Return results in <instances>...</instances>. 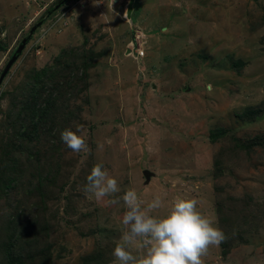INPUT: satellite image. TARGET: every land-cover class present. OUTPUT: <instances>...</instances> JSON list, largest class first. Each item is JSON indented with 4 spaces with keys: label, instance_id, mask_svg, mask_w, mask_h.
<instances>
[{
    "label": "rangeland",
    "instance_id": "rangeland-1",
    "mask_svg": "<svg viewBox=\"0 0 264 264\" xmlns=\"http://www.w3.org/2000/svg\"><path fill=\"white\" fill-rule=\"evenodd\" d=\"M123 2L0 0V76L28 38L0 79V264L10 246L39 264H116L126 209L84 193L97 163L115 198L158 195L160 214L197 198L228 237L204 264H264V143L239 145L264 141V0H137L130 18ZM77 126L79 153L61 140Z\"/></svg>",
    "mask_w": 264,
    "mask_h": 264
},
{
    "label": "clouds",
    "instance_id": "clouds-1",
    "mask_svg": "<svg viewBox=\"0 0 264 264\" xmlns=\"http://www.w3.org/2000/svg\"><path fill=\"white\" fill-rule=\"evenodd\" d=\"M139 50H145L136 48V55L143 57ZM208 87L211 91V85ZM61 140L74 152L87 151L86 132L80 126L65 128ZM102 148L103 144L98 143V149ZM120 190L118 179L109 174L103 163L93 166L83 189L98 202L105 197H113L109 204L123 201L126 210L121 220L122 235L112 253L116 264H204L202 258L209 248L218 247L228 238L218 218L203 212L194 196H178L160 214L164 207L160 196L145 205L135 188L115 198Z\"/></svg>",
    "mask_w": 264,
    "mask_h": 264
},
{
    "label": "trees",
    "instance_id": "trees-1",
    "mask_svg": "<svg viewBox=\"0 0 264 264\" xmlns=\"http://www.w3.org/2000/svg\"><path fill=\"white\" fill-rule=\"evenodd\" d=\"M60 2V0H58ZM135 3V2H134ZM57 5V3L55 4ZM54 8V5H52L50 8H48V11L47 13L51 12L52 9ZM22 42V40L20 41V43ZM27 44V43H26ZM19 46V45H18ZM26 47V45H25ZM15 53V52H14ZM19 53H17L18 55ZM62 57V55H61ZM45 69L41 70V71H38L36 72V74H38L39 72H42L44 71ZM43 73V72H42ZM46 107V106H45ZM43 110V109H41ZM40 110V111H41ZM248 113V112H246ZM42 118V116H41ZM27 124V123H26ZM25 127H20L19 130H16L15 131V137H20L22 140H24L27 136L31 135V136H35V129H31V133H28L25 129ZM225 132L224 129H218L217 131H213L212 132V135H211V138L214 139L216 138L217 135H222L223 133ZM37 139V138H36ZM264 143V141H261L259 138H255L254 141L252 142H247V143H242V144H239L242 148H246V149H251L254 145H262ZM253 144V145H252ZM15 148H18V145L15 144ZM11 160V159H10ZM18 162V161H17ZM19 163V162H18ZM3 171H6V169H2ZM11 179L8 180V182L10 181ZM0 182L2 183L3 186H6L5 182H6V178H2L0 177ZM2 191V190H1ZM16 232V230H15ZM29 234V232L27 230H24L22 232H20L19 234H14L13 232L9 233L8 235V240L12 239V238H15V237H18V236H21V235H27ZM20 239V237L18 238ZM27 239H23L21 241V243H19L21 245V247H25L26 246V241ZM16 250L15 248H13V246H10L8 247L6 250H5V254H6V258L8 257V262L5 263V264H39V263H43V260H44V257L41 261H39L38 257H37V254L36 255H29V256H24L23 254H16ZM39 254H42V252H40ZM48 257H50V254H48ZM5 258V257H4ZM34 258L38 259V260H35ZM33 259H34V262H33ZM48 261V258L46 260V262Z\"/></svg>",
    "mask_w": 264,
    "mask_h": 264
},
{
    "label": "water",
    "instance_id": "water-1",
    "mask_svg": "<svg viewBox=\"0 0 264 264\" xmlns=\"http://www.w3.org/2000/svg\"><path fill=\"white\" fill-rule=\"evenodd\" d=\"M63 1V0H62ZM135 0H129L127 5H126V15L128 18L131 17L132 11H133V4H134ZM28 38H23L22 42L19 44L17 50L15 51L14 55L12 56V58L8 61L7 65L5 66L3 72L1 73L0 79H2L5 74L7 73V71L9 70L10 66L12 65V63L17 59V53L21 52L23 50V48L25 47L26 43H27ZM128 53L130 52V50L127 51ZM143 174L145 177V184L150 182L151 177L154 175V173L149 170V169H145L143 170Z\"/></svg>",
    "mask_w": 264,
    "mask_h": 264
},
{
    "label": "bare ground",
    "instance_id": "bare-ground-1",
    "mask_svg": "<svg viewBox=\"0 0 264 264\" xmlns=\"http://www.w3.org/2000/svg\"><path fill=\"white\" fill-rule=\"evenodd\" d=\"M213 11V10H212ZM229 11V10H228ZM214 13V12H213ZM222 12H220V14H221ZM225 13V12H224ZM215 14V13H214ZM219 14V13H218ZM228 14V13H227ZM217 15V14H216ZM229 15V14H228ZM229 17H230V15H229ZM229 17H227V18H229ZM230 19V18H229ZM225 20V19H224ZM219 21V20H218ZM230 21H231V19H230ZM222 22V21H221ZM226 26V25H225ZM227 27V26H226ZM188 28V27H187ZM224 29V28H223ZM222 29V30H223ZM215 30H216V28H215ZM152 59V58H151ZM156 59V58H155ZM155 63V62H154ZM127 105V104H126ZM109 107V106H108ZM174 115V114H173ZM212 115V114H211ZM132 116H134V115H132ZM132 119V118H131ZM130 119V120H131ZM131 122V121H130ZM209 254H211L210 252H209Z\"/></svg>",
    "mask_w": 264,
    "mask_h": 264
},
{
    "label": "built area",
    "instance_id": "built-area-1",
    "mask_svg": "<svg viewBox=\"0 0 264 264\" xmlns=\"http://www.w3.org/2000/svg\"><path fill=\"white\" fill-rule=\"evenodd\" d=\"M115 1H117V0H114V2H115ZM126 4H127V0H126V2H125V6H126ZM143 53H144L143 50H139V54H140V55H143Z\"/></svg>",
    "mask_w": 264,
    "mask_h": 264
},
{
    "label": "crops",
    "instance_id": "crops-1",
    "mask_svg": "<svg viewBox=\"0 0 264 264\" xmlns=\"http://www.w3.org/2000/svg\"><path fill=\"white\" fill-rule=\"evenodd\" d=\"M136 1H137V0H135L134 2H136ZM122 4H124V2H123ZM133 6H134V4H133ZM144 56H145V53H144ZM144 56H143V57H144ZM140 58H142V57H140Z\"/></svg>",
    "mask_w": 264,
    "mask_h": 264
}]
</instances>
